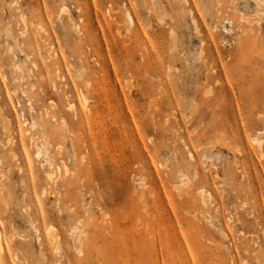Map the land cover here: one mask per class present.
Returning a JSON list of instances; mask_svg holds the SVG:
<instances>
[{"label": "rangeland", "instance_id": "obj_1", "mask_svg": "<svg viewBox=\"0 0 264 264\" xmlns=\"http://www.w3.org/2000/svg\"><path fill=\"white\" fill-rule=\"evenodd\" d=\"M0 264H264V0H0Z\"/></svg>", "mask_w": 264, "mask_h": 264}, {"label": "bare ground", "instance_id": "obj_2", "mask_svg": "<svg viewBox=\"0 0 264 264\" xmlns=\"http://www.w3.org/2000/svg\"><path fill=\"white\" fill-rule=\"evenodd\" d=\"M255 140H256V142L259 143V141H258V139L256 137H255ZM199 192H200V196L202 198H205L206 196L210 195L209 192H208V190L203 189V188L199 189ZM35 230H36V228H35Z\"/></svg>", "mask_w": 264, "mask_h": 264}]
</instances>
